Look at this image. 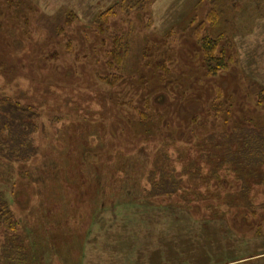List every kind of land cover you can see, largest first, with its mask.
I'll return each mask as SVG.
<instances>
[{
  "label": "rangeland",
  "instance_id": "rangeland-1",
  "mask_svg": "<svg viewBox=\"0 0 264 264\" xmlns=\"http://www.w3.org/2000/svg\"><path fill=\"white\" fill-rule=\"evenodd\" d=\"M230 1L0 0V97L38 113L24 129L37 128L27 133L29 161L7 158L9 137L0 138V202L20 223L16 235L0 231V264H264V214L208 219L183 191L172 201L151 195L148 178L161 131L180 120L206 108L209 121L213 104L236 120L263 117L254 106L264 89V0ZM213 7L226 16L210 35L235 43L225 81L187 53L192 18ZM125 44L123 67H110ZM124 72L132 84L104 80ZM215 84L225 97L213 103ZM132 89L136 103L156 94L144 127L118 111Z\"/></svg>",
  "mask_w": 264,
  "mask_h": 264
},
{
  "label": "trees",
  "instance_id": "trees-1",
  "mask_svg": "<svg viewBox=\"0 0 264 264\" xmlns=\"http://www.w3.org/2000/svg\"><path fill=\"white\" fill-rule=\"evenodd\" d=\"M225 16L224 9L213 7L209 9L204 20L192 18L190 28L194 45L190 52L187 51L191 54L193 63L200 65L208 78L219 77L221 81H225L223 74L231 73L237 63L234 41L225 33L218 36L210 35L211 30ZM228 16L230 22H233V16L231 14ZM127 48L128 45L125 44V47L116 46L113 49L114 57L109 64L110 67L121 70L127 56ZM165 70L169 71L167 68ZM125 73H118L104 80L112 88L132 84V81L125 78ZM110 78L112 79L108 81ZM221 85L212 86L213 103L225 97ZM134 89L131 98L123 102L118 111L122 114L127 110L130 116H127L128 119L125 121L128 123L131 115L135 113L131 121L144 127L142 125L149 123L151 117L155 116V108L150 107L154 105L156 94L153 97H144L143 100L139 99L136 103ZM258 96L254 107L261 111L263 117L236 120L237 117L234 118L230 108L225 111L224 108L213 104V108L207 113L209 121L202 118V114L205 115L206 112L204 108L202 113H195L192 120H180L181 125L171 129L172 132L161 131L163 143H156L159 160H156V166L148 176L150 183H156L154 186L158 187V190L151 191V195L163 197L160 200L172 201L183 191L182 199L200 204L204 212L210 216L208 219L212 220L218 219V216L223 217L222 212L231 213L232 209L239 210L241 216L239 220L249 221L250 218L255 219L258 215L264 214V89ZM37 117L38 113L33 107L25 106L10 97H0V138L9 137L7 158L25 163L33 157L35 153L27 149L26 140L27 133L35 132L37 128L31 130L30 127L27 132L24 129L25 127L29 129L27 122ZM216 122L220 123V127L215 124ZM141 129L146 135L150 130L147 127ZM166 133L169 135L168 138H165ZM133 134L134 130L130 128V131L124 132V136H121L131 137ZM188 138L189 141H186ZM255 196L262 200L256 198L255 201L258 202H255L253 200ZM248 199H252V202L248 203ZM17 227H20V223L12 209L8 203L1 201L0 231L4 229L8 234L16 235L19 231Z\"/></svg>",
  "mask_w": 264,
  "mask_h": 264
}]
</instances>
